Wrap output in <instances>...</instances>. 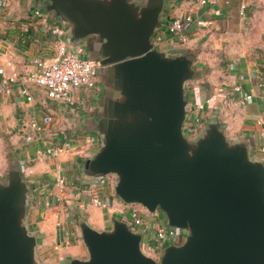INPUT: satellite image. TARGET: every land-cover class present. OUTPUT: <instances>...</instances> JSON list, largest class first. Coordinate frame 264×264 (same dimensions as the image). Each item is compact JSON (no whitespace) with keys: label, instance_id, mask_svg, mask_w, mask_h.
<instances>
[{"label":"water","instance_id":"water-1","mask_svg":"<svg viewBox=\"0 0 264 264\" xmlns=\"http://www.w3.org/2000/svg\"><path fill=\"white\" fill-rule=\"evenodd\" d=\"M167 0H47L67 24L69 44L88 40L99 59L100 136L81 161L88 176L113 175L114 193L182 229L159 259L142 248V233L121 218L110 228L78 217L87 253L70 264H264V159L246 136L231 138L217 117L195 136L187 82L199 76L197 50L173 53L154 42ZM33 184L11 158L0 176V264H50L27 223Z\"/></svg>","mask_w":264,"mask_h":264},{"label":"crops","instance_id":"crops-1","mask_svg":"<svg viewBox=\"0 0 264 264\" xmlns=\"http://www.w3.org/2000/svg\"><path fill=\"white\" fill-rule=\"evenodd\" d=\"M45 3L0 0V69L5 75L16 77L10 84L0 81V176L5 174L11 158L20 163L24 176L33 184L27 223L37 234L39 256L46 263L70 264L72 257L87 253L79 228L68 225L73 214L77 217L80 213L96 227L110 228L115 218L129 222L132 205L140 204L121 201L112 194L114 187L108 188L106 194L109 206L94 204L89 192L93 176L86 174L81 186L69 187L62 182L66 175L68 179L77 177L79 160L96 151L99 141H93V137L100 136L89 129L88 120L97 115L98 96L105 87L101 83L98 93L79 91L76 103L70 104L52 99L44 88L26 80L27 72L35 67V57L52 59L60 41L69 44L67 24L47 12ZM184 13L202 18L204 23L187 29L186 40L181 41L168 33V25L172 18ZM53 21L62 23L63 34L48 29ZM161 21L153 38L157 46L173 53L198 52L199 76L187 82L188 109L203 101L206 122L217 117L229 137L246 136L253 154L262 158L259 148L264 144V0H167ZM87 42L75 41L88 46ZM24 88L32 99H28ZM246 93L253 94L252 101L245 99ZM46 114L52 116V121L41 131L29 125L30 119L42 122ZM29 134L33 135L31 140L27 139ZM64 139L71 141L65 152H45L48 144ZM37 186L50 187L41 200H35ZM62 198L69 204L66 208ZM160 222L167 223L165 215L161 214ZM138 230L153 233L154 228L148 224ZM53 240L56 245L52 247L49 243Z\"/></svg>","mask_w":264,"mask_h":264},{"label":"built area","instance_id":"built-area-1","mask_svg":"<svg viewBox=\"0 0 264 264\" xmlns=\"http://www.w3.org/2000/svg\"><path fill=\"white\" fill-rule=\"evenodd\" d=\"M207 3L208 0H201ZM242 10L246 4H242ZM62 22V20H60ZM60 21H53L48 24V29L54 34H63L64 26ZM195 23L201 25L204 23L202 18L196 19L191 13L172 18L168 25V33L172 37H177L181 41H185V31L190 29ZM58 53L52 59L37 56L33 59L34 68L29 70L25 76L26 80L35 85L44 88L47 94L54 100L66 103H76V94L79 91L87 90L98 93L102 90L99 81V70L102 64L99 59L89 56L87 46L84 43L67 44L60 41L57 47ZM16 80L15 76H7L0 69V81L4 84H10ZM28 99H32V95L27 88H24ZM247 101L253 100V94H244ZM206 105L203 101L197 102L195 107L188 109V116L184 125V130L189 136H195L206 123ZM52 121V116L46 114L43 121L30 119L29 125L35 130L41 131L46 124ZM33 135H27V139L31 140ZM100 138L93 137V141L98 142ZM71 147L69 139L60 140L54 144H48L45 148L47 154H60ZM260 156L264 158V144L259 148ZM63 182V180H62ZM115 177L113 175H104L93 177L89 192L91 201L99 206H109L108 188L114 187ZM115 195V193H112ZM163 212L158 209L154 212L149 211L142 205H132L130 209V225L137 229L148 226L154 228L153 233H142V248L148 254L159 259L164 247L172 241L179 239L182 229L168 223L160 222ZM165 215V214H164ZM148 223V224H147Z\"/></svg>","mask_w":264,"mask_h":264},{"label":"rangeland","instance_id":"rangeland-1","mask_svg":"<svg viewBox=\"0 0 264 264\" xmlns=\"http://www.w3.org/2000/svg\"><path fill=\"white\" fill-rule=\"evenodd\" d=\"M100 141V139H99ZM77 177L74 176L72 178L68 179V175H66V179H63V184L67 183L65 186H69V187H74V185H83L84 184V175L85 173L83 172V169L81 167V161L79 160V171L77 172ZM92 180V179H91ZM67 181V182H66ZM82 182V183H81ZM50 187L46 186V187H40L37 186L35 188V200H41L43 199V196L45 195V192H47L49 190ZM52 189V188H51ZM50 189V190H51ZM61 203L64 205V208H66L69 204L67 203V201H65L63 198L61 199ZM99 206V205H98ZM70 210V208H69ZM164 215V213H162ZM164 223V222H163ZM68 225L71 228H79L78 226V222H77V217L75 216V214L72 215V221L70 223H68ZM50 245L55 246L56 245V241H52L51 243H49ZM53 250V249H52ZM55 250V248H54ZM56 251L54 252V255H56Z\"/></svg>","mask_w":264,"mask_h":264},{"label":"trees","instance_id":"trees-1","mask_svg":"<svg viewBox=\"0 0 264 264\" xmlns=\"http://www.w3.org/2000/svg\"><path fill=\"white\" fill-rule=\"evenodd\" d=\"M47 0H42V2H46ZM80 215V213L77 214V217Z\"/></svg>","mask_w":264,"mask_h":264}]
</instances>
